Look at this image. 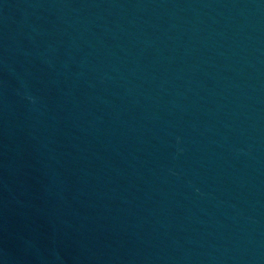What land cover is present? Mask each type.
<instances>
[{"label":"water","instance_id":"obj_1","mask_svg":"<svg viewBox=\"0 0 264 264\" xmlns=\"http://www.w3.org/2000/svg\"><path fill=\"white\" fill-rule=\"evenodd\" d=\"M0 264H264V0H0Z\"/></svg>","mask_w":264,"mask_h":264}]
</instances>
